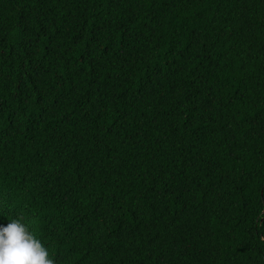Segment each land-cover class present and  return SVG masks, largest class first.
<instances>
[{"label": "trees", "instance_id": "trees-1", "mask_svg": "<svg viewBox=\"0 0 264 264\" xmlns=\"http://www.w3.org/2000/svg\"><path fill=\"white\" fill-rule=\"evenodd\" d=\"M55 264H264V0H0V223Z\"/></svg>", "mask_w": 264, "mask_h": 264}, {"label": "clouds", "instance_id": "clouds-1", "mask_svg": "<svg viewBox=\"0 0 264 264\" xmlns=\"http://www.w3.org/2000/svg\"><path fill=\"white\" fill-rule=\"evenodd\" d=\"M0 264H55L48 249L20 219L0 223Z\"/></svg>", "mask_w": 264, "mask_h": 264}]
</instances>
